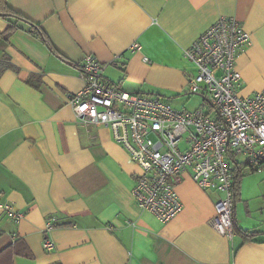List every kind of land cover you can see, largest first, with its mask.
Segmentation results:
<instances>
[{"label": "crops", "instance_id": "0c3cea01", "mask_svg": "<svg viewBox=\"0 0 264 264\" xmlns=\"http://www.w3.org/2000/svg\"><path fill=\"white\" fill-rule=\"evenodd\" d=\"M6 2L45 37L21 25L5 40L8 20L0 16V59L14 66L0 73V198L23 213L14 224L0 210V250L19 239L30 254L14 255L12 264H264V168L239 162L234 215L256 232L252 239L212 227L220 194L187 172L175 189L182 210L161 222L132 196L139 166L108 127L83 124L68 102L83 86L82 57L92 53L107 80L177 108L191 69L183 49L220 15L236 17L250 36L235 61L239 93L262 89L264 0ZM45 235L53 248L42 246Z\"/></svg>", "mask_w": 264, "mask_h": 264}, {"label": "built area", "instance_id": "2783aa9c", "mask_svg": "<svg viewBox=\"0 0 264 264\" xmlns=\"http://www.w3.org/2000/svg\"><path fill=\"white\" fill-rule=\"evenodd\" d=\"M249 43V33L236 17L220 15L183 49L191 64L185 93L203 98L194 109L127 91L103 77L105 63L94 54L82 57L78 70L83 86L68 97L73 113L85 125L108 127L141 170L131 189L136 205L161 222L182 210L175 189L187 172L198 187L220 194L210 224L222 235L233 234L234 165L243 162L257 172L264 168V87L240 94L242 78L235 67ZM129 48L140 45L135 41ZM0 210L14 224L23 218L1 198ZM53 223V217L46 221L45 233ZM42 246L51 249L54 242L45 235Z\"/></svg>", "mask_w": 264, "mask_h": 264}, {"label": "trees", "instance_id": "16d2710c", "mask_svg": "<svg viewBox=\"0 0 264 264\" xmlns=\"http://www.w3.org/2000/svg\"><path fill=\"white\" fill-rule=\"evenodd\" d=\"M0 16L6 18L8 20V24L6 28L2 31L1 37L5 40L16 30L17 28H21V25H25L28 29L38 35H40L44 40L45 37L40 29V27L32 22L26 16L18 13L17 11L8 7L6 0H0ZM7 67H14L11 63L5 61V59H0V73L6 69ZM186 94V93H185ZM240 163H235L234 165V202L239 196L240 191V182L243 176L242 169ZM244 166V165H243ZM231 226H232V233L241 235L244 240L252 239L256 232L255 231H247L237 224L234 209L232 210L231 214ZM21 245V241L19 239L14 240L11 244L5 246L0 250V264H12V260L14 255L17 254H24L30 255L27 251L21 252L19 246Z\"/></svg>", "mask_w": 264, "mask_h": 264}, {"label": "rangeland", "instance_id": "374dc122", "mask_svg": "<svg viewBox=\"0 0 264 264\" xmlns=\"http://www.w3.org/2000/svg\"><path fill=\"white\" fill-rule=\"evenodd\" d=\"M202 100L203 98L200 95L186 93L183 95V98L178 99V101H174L173 103L177 105V108L194 109L199 106ZM210 114L214 116L215 111L211 110Z\"/></svg>", "mask_w": 264, "mask_h": 264}]
</instances>
